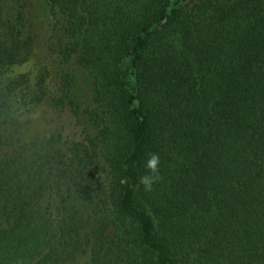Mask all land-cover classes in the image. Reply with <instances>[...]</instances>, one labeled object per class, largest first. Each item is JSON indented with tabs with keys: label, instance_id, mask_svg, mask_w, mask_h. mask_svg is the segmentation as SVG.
I'll return each instance as SVG.
<instances>
[{
	"label": "trees",
	"instance_id": "obj_1",
	"mask_svg": "<svg viewBox=\"0 0 264 264\" xmlns=\"http://www.w3.org/2000/svg\"><path fill=\"white\" fill-rule=\"evenodd\" d=\"M43 1L106 122L32 134L35 106L83 124L67 74L6 70L33 40L0 18V264H176L163 230L188 213L206 235L179 264H264V0Z\"/></svg>",
	"mask_w": 264,
	"mask_h": 264
},
{
	"label": "rangeland",
	"instance_id": "obj_2",
	"mask_svg": "<svg viewBox=\"0 0 264 264\" xmlns=\"http://www.w3.org/2000/svg\"><path fill=\"white\" fill-rule=\"evenodd\" d=\"M19 13L22 14L23 35L32 38L33 47L23 63L7 67L6 70L12 75L26 74L32 89L45 66L55 72L54 77L67 74L69 78L66 87L67 97L72 102V109L79 113L83 124V126L76 127L75 118L68 109L54 110L47 106H35L28 113V119L34 122L31 133L37 135L46 132L49 128L62 127L63 133L79 136L84 126L93 131L96 127L94 121L101 125L106 122L104 108L100 105L101 76L95 68L80 66L72 61L63 64L57 60L59 59L57 53L61 51L59 44L56 45L58 48L55 47L59 32L55 29L57 26L54 25L53 14L44 7V1L0 0V18L3 21H14ZM163 231L166 239L170 241L176 264H179V260L191 255L206 235L203 219L193 213L180 217ZM81 261V264H85L83 259Z\"/></svg>",
	"mask_w": 264,
	"mask_h": 264
},
{
	"label": "clouds",
	"instance_id": "obj_3",
	"mask_svg": "<svg viewBox=\"0 0 264 264\" xmlns=\"http://www.w3.org/2000/svg\"><path fill=\"white\" fill-rule=\"evenodd\" d=\"M159 165V155L155 153L149 154L145 164L147 174L139 178V184L143 186L144 191L151 192L153 190L154 185L161 180Z\"/></svg>",
	"mask_w": 264,
	"mask_h": 264
}]
</instances>
